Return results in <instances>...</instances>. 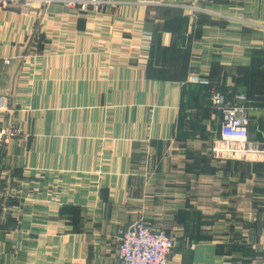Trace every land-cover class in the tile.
<instances>
[{"label":"crops","instance_id":"crops-1","mask_svg":"<svg viewBox=\"0 0 264 264\" xmlns=\"http://www.w3.org/2000/svg\"><path fill=\"white\" fill-rule=\"evenodd\" d=\"M124 1L0 7V264H123L138 221L169 264H264V0ZM196 78L246 95L253 151L214 152Z\"/></svg>","mask_w":264,"mask_h":264},{"label":"built area","instance_id":"built-area-1","mask_svg":"<svg viewBox=\"0 0 264 264\" xmlns=\"http://www.w3.org/2000/svg\"><path fill=\"white\" fill-rule=\"evenodd\" d=\"M12 0H0L6 5ZM30 3L36 1L51 2L52 0H23ZM105 0H68L73 5L81 3H100ZM65 2V0H58ZM191 14L202 10L198 1L172 3ZM8 63L9 60H6ZM201 84L209 85V98L213 108L221 114L220 141L213 147L220 155L235 156L236 154L253 151V145L248 141V125L250 122L246 96L239 94L233 99H227L214 85L207 80H198ZM0 109H6L5 98H0ZM4 133L0 132V140ZM118 255L123 264H168L169 256L175 247L174 240L163 230H155L143 221H138L128 227L118 228ZM230 264V262H225Z\"/></svg>","mask_w":264,"mask_h":264},{"label":"rangeland","instance_id":"rangeland-1","mask_svg":"<svg viewBox=\"0 0 264 264\" xmlns=\"http://www.w3.org/2000/svg\"><path fill=\"white\" fill-rule=\"evenodd\" d=\"M190 2H192V1H190ZM125 3H127V2H125L124 0H105L104 2H100V3L88 2V3H81V4L73 5V4L69 3L68 0H65V2H58V0H52L51 2L36 1L35 3L26 2V1H23V0H12V1H9V3L6 4V5H2L0 3V7L6 8V7L11 6V5H20V6L24 7V8H31V7H34V6H39L40 8H48V7L53 6V5H61V6H64L66 8H69V9L78 8V9H82V10L91 9V10L101 11V10L107 9L110 6H117V5H121V4H125ZM198 7L201 8L200 5H198ZM201 9L204 10L203 8H201ZM258 26L263 27L261 25H258ZM142 50L144 51V49H142ZM6 60H9V59H5L4 60L5 64L10 63V60H9L8 63L6 62ZM1 97L5 98V100H6V109L5 110L0 109V112L4 113V112H6L8 110V100H7V97L5 95H0V98ZM246 101H247V97H246ZM246 101H245V103H246ZM0 132L4 133V137L0 140V143H1V142L6 141L9 138H13V137L17 136L21 132V129H20L19 126L15 125V124H8L7 126H3L0 129ZM155 230H158V229H155ZM117 231H118V229H117ZM118 245H119V241H118ZM175 246H176V242H175ZM117 252H118V250H117ZM168 264H169V260H168Z\"/></svg>","mask_w":264,"mask_h":264}]
</instances>
